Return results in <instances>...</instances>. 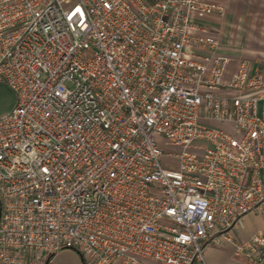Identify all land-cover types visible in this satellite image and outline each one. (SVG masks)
<instances>
[{"label":"built area","instance_id":"obj_1","mask_svg":"<svg viewBox=\"0 0 264 264\" xmlns=\"http://www.w3.org/2000/svg\"><path fill=\"white\" fill-rule=\"evenodd\" d=\"M216 0H0V264H264V64Z\"/></svg>","mask_w":264,"mask_h":264},{"label":"crops","instance_id":"obj_2","mask_svg":"<svg viewBox=\"0 0 264 264\" xmlns=\"http://www.w3.org/2000/svg\"><path fill=\"white\" fill-rule=\"evenodd\" d=\"M224 1L227 12L221 21L220 41L221 53L232 59L229 73L240 61H247L248 63L262 61L264 64V0ZM2 98L6 99V104L0 110V115L10 111L16 103L15 93L0 77V99ZM261 213H264V209ZM260 214L247 215L242 219L241 228L238 232L240 237L247 238L258 230L264 231V222L261 218L256 217ZM224 249L228 250L229 248ZM64 253V251H60L56 255L49 256L47 264H63L57 260V257ZM220 264L245 263L235 259L233 254H229Z\"/></svg>","mask_w":264,"mask_h":264},{"label":"rangeland","instance_id":"obj_3","mask_svg":"<svg viewBox=\"0 0 264 264\" xmlns=\"http://www.w3.org/2000/svg\"><path fill=\"white\" fill-rule=\"evenodd\" d=\"M219 1L221 3H224L225 5V1L224 0H216ZM227 12V10H226ZM226 14V13H225ZM223 17H212L209 22L210 24L214 25L217 29H218V35H219V39H220V35L222 33V29H221V21H222ZM6 104V99H0V110L3 108V106ZM252 215V214H249ZM255 217V216H254ZM261 218V220L264 222V213H261L260 215L256 216ZM62 251H64L65 253L63 255H61L60 257H57L58 261L62 262L63 264H84V260L82 255L75 249H63ZM233 254L231 250H226L222 247H217V246H212V247H207L206 251H205V257L207 260H210L214 263L220 264L221 262H223L226 258H227V254Z\"/></svg>","mask_w":264,"mask_h":264}]
</instances>
